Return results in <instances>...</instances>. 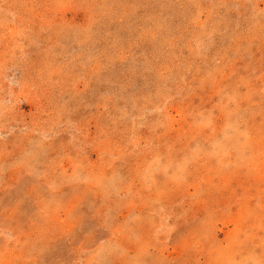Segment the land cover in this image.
Here are the masks:
<instances>
[{"label": "rangeland", "instance_id": "1", "mask_svg": "<svg viewBox=\"0 0 264 264\" xmlns=\"http://www.w3.org/2000/svg\"><path fill=\"white\" fill-rule=\"evenodd\" d=\"M0 264H264V0H0Z\"/></svg>", "mask_w": 264, "mask_h": 264}]
</instances>
